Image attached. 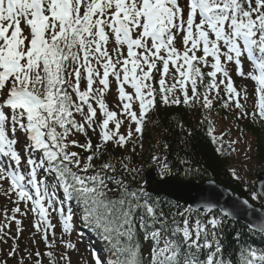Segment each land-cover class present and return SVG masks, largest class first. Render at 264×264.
I'll use <instances>...</instances> for the list:
<instances>
[{"label":"snow or ice","instance_id":"obj_1","mask_svg":"<svg viewBox=\"0 0 264 264\" xmlns=\"http://www.w3.org/2000/svg\"><path fill=\"white\" fill-rule=\"evenodd\" d=\"M234 77L254 82L251 108ZM172 106L199 111L215 151L239 155L244 141L216 134L214 109L264 124V0H0V195L12 205L0 209V264H73L72 253L77 264H264L245 240L264 238V173L249 182L230 165L247 195L204 189L198 208L138 181L145 165L198 171L170 160L166 141L147 161L137 151ZM241 217L229 251L223 234ZM79 225L99 248L81 252Z\"/></svg>","mask_w":264,"mask_h":264},{"label":"trees","instance_id":"obj_2","mask_svg":"<svg viewBox=\"0 0 264 264\" xmlns=\"http://www.w3.org/2000/svg\"><path fill=\"white\" fill-rule=\"evenodd\" d=\"M215 112H219V115L223 117H231L230 113L220 109L219 106L214 109ZM173 116L183 123V128L179 127L175 121L169 119ZM153 119L155 120L157 117H153ZM158 119L160 121L158 125L148 124L147 131L144 133V148L142 152L139 148L137 149L141 153L140 158L147 161L150 154L156 150L155 145L157 141H166L169 144L168 156L170 160L175 161L179 156L189 160L194 170L198 169V171L185 175L184 166H179L178 169H174L173 171L172 175L174 177L183 180L194 179L196 181L214 179L241 197L247 195L242 191V184L234 181L227 171L230 163L229 158L221 156L215 151L217 145H214L206 135V127L200 123L202 115L199 111L189 112L183 106L161 107L159 108ZM232 121L235 125L239 124L244 133L252 139L254 161L257 163L259 170L264 171V128L260 123H253L251 120L234 121L232 119ZM164 129L167 131H164ZM188 132H191V136L188 137V144L185 146L182 141L187 137ZM149 168L151 167L145 165L141 173H145ZM197 173L201 175L195 176ZM191 174L193 175L191 176ZM142 180L143 178L140 175L138 181L141 182ZM250 182L253 181L251 180ZM244 229L240 224H229L225 229L222 239L225 245L228 246L229 251L233 249H237L238 251L239 246L233 239V233L236 230L243 231ZM245 240L247 241V245L259 244L264 248V239L256 235H248L245 237ZM251 246L253 247V245Z\"/></svg>","mask_w":264,"mask_h":264},{"label":"rangeland","instance_id":"obj_3","mask_svg":"<svg viewBox=\"0 0 264 264\" xmlns=\"http://www.w3.org/2000/svg\"><path fill=\"white\" fill-rule=\"evenodd\" d=\"M234 79L235 80L237 79L238 82H240L243 85H246L248 93H249V95H251L252 91H250V89L254 88V82L253 81H251V80H240V79L235 78V77H234ZM114 97H115V92H113L111 95L112 102L114 101ZM251 100L252 99L250 98L249 99V105H248L249 108H251ZM231 117H232V114H231ZM231 117L228 119H224L223 116H221V115L216 116L214 114L213 119L216 122L215 123L216 134H219V133L226 131L227 129L231 128V134L229 136L225 137V141H228L230 139H236L238 137L244 141V143H241V144L235 146L239 149V155H237V153H234V152L231 153V156L229 155L230 163H229L228 167L231 165V166H235V167L239 168L240 169V175L242 177H245L249 182L251 180L254 181V179H256L254 177L259 172H264V171L263 170L260 171L258 166H257V163H255V161H254V157H253L254 149H253V145H252V139L250 138L249 135H246V134L243 137L240 136V132H239L237 126L232 121L233 118H231ZM248 142H250L252 145V151L250 153H248V155H250L252 157L251 161H248L244 155V153L247 151V143ZM228 151H230V150H228ZM244 165H248V167L251 169V171L245 172L243 169ZM156 171L158 172V170H156ZM195 176H200V173L195 174ZM6 203H8L6 201V199L2 195H0V209H2ZM8 207H12V205L10 203H8ZM23 226L25 228V231L22 235L21 247H24V246L32 247L31 241L29 240L30 231L32 230L31 229V217H29L28 220L24 221ZM12 230H13V232L15 231L14 224L12 226ZM57 234H59V229H57ZM76 238L77 237L75 235L72 237L73 240H76ZM11 243H12L11 240H9L8 244L10 245ZM78 246H79L81 252H83L84 249L90 247L91 244L86 239H84V237H83V242L80 243ZM39 247H40L41 251L44 250V245L42 242L39 244ZM0 248H4L5 250H7V245H0ZM77 260H78V254L72 253L73 264H77ZM9 264H15V261L10 260Z\"/></svg>","mask_w":264,"mask_h":264},{"label":"water","instance_id":"obj_4","mask_svg":"<svg viewBox=\"0 0 264 264\" xmlns=\"http://www.w3.org/2000/svg\"><path fill=\"white\" fill-rule=\"evenodd\" d=\"M259 176L260 175H258V177ZM149 179L152 180V178ZM204 189H215L218 193H225L226 191L225 188L217 184L215 181L196 184L194 182H181L170 177L166 178L163 181H156V188H149L148 190L152 193L158 192L175 202L188 205L192 208H198L201 207L203 201L196 200V197L198 193ZM235 198L238 199L240 197L235 195ZM220 203L224 204V200H221ZM237 222H240L245 225V218L241 217Z\"/></svg>","mask_w":264,"mask_h":264}]
</instances>
